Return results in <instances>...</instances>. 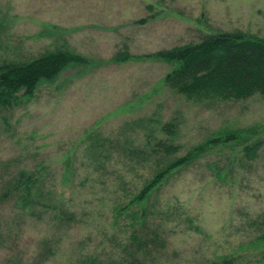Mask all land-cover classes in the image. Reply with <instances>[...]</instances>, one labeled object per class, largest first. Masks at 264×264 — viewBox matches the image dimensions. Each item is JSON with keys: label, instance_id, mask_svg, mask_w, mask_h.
Segmentation results:
<instances>
[{"label": "rangeland", "instance_id": "obj_1", "mask_svg": "<svg viewBox=\"0 0 264 264\" xmlns=\"http://www.w3.org/2000/svg\"><path fill=\"white\" fill-rule=\"evenodd\" d=\"M235 32L264 40V0H0V64L56 48L87 59L0 108V264H264V96L187 100L162 81L172 66L145 58ZM120 50L130 58L113 61ZM226 132L240 139L169 173L132 208L136 223L114 216ZM21 171L38 172L24 204L11 189Z\"/></svg>", "mask_w": 264, "mask_h": 264}, {"label": "trees", "instance_id": "obj_2", "mask_svg": "<svg viewBox=\"0 0 264 264\" xmlns=\"http://www.w3.org/2000/svg\"><path fill=\"white\" fill-rule=\"evenodd\" d=\"M172 66L162 81L165 86L187 100L239 101L254 95L264 96V40L245 36L239 32L215 33L202 37L196 43H188L157 52L153 57ZM130 58L126 52L117 53L113 61L123 62ZM87 59L70 51L57 48L45 52L24 63L2 62L0 64V108L8 109L17 105L23 98H30L43 82L52 81L69 66L84 65ZM171 133L173 126L168 125ZM236 132H226L216 138H209L188 151L183 157L173 160L159 168L154 176L130 198L129 202L115 209V217H127L136 223L138 211L151 193L160 187L173 170L195 161L210 147L236 142L240 138ZM261 142L246 144L242 148L246 160H253L261 147ZM166 155L177 152V148L157 144ZM38 184V172H18L12 181L16 201L25 203L31 189ZM3 196H8L6 193ZM22 196V197H21ZM19 201V202H18ZM134 247L141 250L144 243L132 233ZM263 247L259 259L264 263V233L257 237ZM230 264V260H222Z\"/></svg>", "mask_w": 264, "mask_h": 264}]
</instances>
